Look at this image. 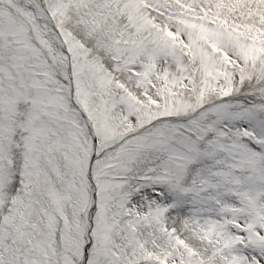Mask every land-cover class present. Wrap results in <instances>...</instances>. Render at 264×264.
I'll return each mask as SVG.
<instances>
[{"label":"snow or ice","instance_id":"6c2138e0","mask_svg":"<svg viewBox=\"0 0 264 264\" xmlns=\"http://www.w3.org/2000/svg\"><path fill=\"white\" fill-rule=\"evenodd\" d=\"M0 264H264V0H0Z\"/></svg>","mask_w":264,"mask_h":264}]
</instances>
